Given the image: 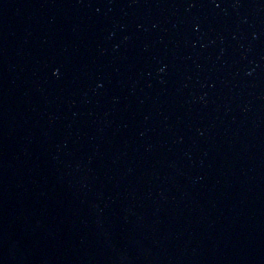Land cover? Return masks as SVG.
Masks as SVG:
<instances>
[{
	"label": "water",
	"instance_id": "obj_1",
	"mask_svg": "<svg viewBox=\"0 0 264 264\" xmlns=\"http://www.w3.org/2000/svg\"><path fill=\"white\" fill-rule=\"evenodd\" d=\"M0 264H264V0H0Z\"/></svg>",
	"mask_w": 264,
	"mask_h": 264
}]
</instances>
